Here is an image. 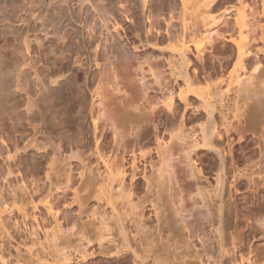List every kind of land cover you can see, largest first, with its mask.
Listing matches in <instances>:
<instances>
[{
	"label": "rangeland",
	"instance_id": "1",
	"mask_svg": "<svg viewBox=\"0 0 264 264\" xmlns=\"http://www.w3.org/2000/svg\"><path fill=\"white\" fill-rule=\"evenodd\" d=\"M238 1L213 0L210 3L213 7L211 15H214L217 21L224 16V19L218 23L219 30L223 29L222 32L227 33L224 32V36L233 32L235 6ZM104 8L108 9L109 13L111 12L108 15L110 19L105 18ZM182 9L180 0H0V264H57L56 249L58 246L56 245L62 242H68L71 247L73 245L69 249L68 257L70 258L66 264L156 263L153 261V250H148L152 247L146 248V242L149 244L151 240L150 236L146 235L149 241H145L147 240L145 234L141 235L137 230L141 228V233L144 232L143 230L147 233V226L143 229L139 225L136 226L137 223L134 224V221L137 222L138 219L140 221L144 217L142 219L144 222L146 220L148 228L156 225L154 207L151 203V199L154 201V196L146 194L142 174L145 170L146 173L150 172L148 163L150 159L156 161L157 157L155 153H152L151 156L143 158L139 155L140 150L138 149L136 154H133L136 143L134 136L126 132L128 128H125V123L118 114V111L122 110H118L121 99H117L118 94L114 93L111 87L102 84V81L110 74L107 68L109 64L105 67L110 62L105 50L109 44L121 42L130 52V63H137L136 58L139 56L141 61L148 60L149 56L153 58L151 59L153 61H158L154 59L160 60L161 56H168L173 50L172 47L178 44L179 36H182L186 27L190 26L189 17L183 14ZM114 18L117 19L114 20ZM167 21L174 23L172 26L174 30L171 31L176 34L172 36L176 35L178 39L166 34ZM221 38L213 42V49L208 42L203 44L202 52L205 57L202 63H205L209 70L204 73L199 69V79L196 84L207 90L212 84L221 82L222 96L213 98L216 112L213 118L219 130L224 132L223 127H220L223 126L224 121H226L224 122L226 129L231 123V130L236 127L238 121L239 124L245 123L243 129L245 137L232 143L235 147L234 155H232L237 160L236 171H231L228 175L229 180L227 179L230 183L235 173L237 179L241 181L238 184L240 192H236L235 186H228L226 182L225 193L226 195L231 194L232 201L246 213L256 216L251 224L246 223L245 218H241L243 221L241 229H244L245 236L238 243L236 252L238 259L240 260V255L247 258L253 252L256 256L255 264H264V196L254 203L244 201L246 194L244 187L247 181H250V184L258 191L264 193V114H262L264 112L260 111V106L261 118L255 119L252 116L253 119L250 115L254 107L258 108L260 104L264 110V104H262L264 103V85L255 77L258 76L260 70L255 72V76L253 74L256 78H253V82L250 80L249 83L246 82L247 84L241 86L236 83L231 86L227 85L230 72L236 68V47ZM190 51L189 68L191 70L195 66L200 68L201 61L199 62L196 58L195 48L192 47ZM251 67L246 71L247 75L252 74L253 68ZM22 70H25V73ZM239 72L243 73V70ZM129 80L133 82L130 77ZM250 82L256 84L253 85ZM171 83L172 87H175H173L174 91L186 88L180 80ZM148 85L153 87L148 89L150 92L146 90L150 95L159 92L160 89H156L159 86L156 84ZM239 88L241 90L251 88L254 92L259 91L257 94L260 95H255V97L254 94H249L250 89L248 94L246 91L248 95L246 97L245 91H240ZM97 90L105 95L104 105H100L97 100ZM139 90L142 89L135 88L136 92L133 94H137L136 96L127 95L122 97V100L126 101L129 98L131 100L135 97L140 99V104L144 107L145 93L144 90L141 92ZM191 101L193 105L184 112V105L177 100L180 109L177 112L179 113L177 122L175 121L176 123L180 122L179 120L183 121L185 125H183V131L189 146L193 145L196 139H201L202 128L208 119L205 112L199 110L200 108H195L194 104L197 105V101L193 99ZM236 103L240 110L246 105L245 115L242 111L236 110ZM250 106L251 109H249ZM100 108L103 112L105 111V116L103 115L97 128L94 129L93 120L98 116ZM235 110L242 115L235 118ZM119 113L121 114L122 111ZM110 114H118L121 118L120 120L117 116H112L116 128L122 131L119 133L125 135L123 144L126 146L122 147L117 144L113 136V127H104ZM118 119L121 122L117 121ZM165 122L159 124L157 129L147 128L145 134L148 137L146 136V140L142 141L141 146L143 143L145 147L152 146L156 132L167 137L172 128L165 126ZM120 126L125 128V131L119 128ZM224 133L225 135L221 134L223 135L221 138H216L218 146L230 145L227 144L229 142L225 138L227 132ZM115 155L123 158L128 173H131L134 162L138 169H136L137 178L133 182L134 184L136 182L135 186L133 185L134 191L130 193V198L135 204L137 203L136 207L132 205L133 209L129 207L132 203H128L129 206L125 205L124 198L117 197L109 205L103 197L94 196L96 194L92 188L93 180H90L91 178L84 169V162L82 163L85 161L90 168L96 170L101 167L103 159L110 160ZM232 155L228 154V158L230 159ZM195 158L198 159L203 171L200 181L204 186L210 185L209 187L214 188L216 185L214 177L218 171L220 157L209 153L207 149H202ZM68 176L73 181L69 182V185L66 178ZM206 178L210 183L206 181ZM130 181V177L127 176V184L131 183ZM76 186H80V194L77 197L74 194ZM50 188L61 210L58 219L55 218V220L48 212L44 200ZM195 192L193 201L188 199L187 202L190 205V213L193 215L196 213L190 218L195 220V224L196 222L198 224V220L206 224V220H201V215L197 214L201 202ZM122 201L125 206H122ZM114 205L122 211L118 209L122 214V216L119 214L122 217L121 220H119L121 217H118L119 219L115 217L117 213L113 212L114 214L110 215V210ZM95 209L99 214L104 215L105 212L104 216L110 215L107 216V227H103L100 222L101 215H98L96 211L97 216ZM138 213L142 215L139 216ZM166 214L167 209L162 218L165 223L170 219ZM193 217L198 220L196 221ZM56 219L62 225L63 232L53 233ZM232 220L235 221L236 218ZM165 223L162 225L163 229ZM120 224L126 229L124 230L126 235L128 234L131 249L134 251L123 246ZM205 224L203 226L208 228ZM140 238H143L142 241L145 242H142ZM176 238L179 239L180 236ZM194 238L189 243L190 253L196 251L195 247L200 249V243ZM144 243L146 246L143 245ZM181 243L184 244L182 241ZM165 244L167 245V242L165 243L164 240L161 246H164L165 250L162 248L161 252H163L162 258H166L159 264H173V262L177 264L180 261V255H184L183 252L188 248L187 244L185 249L182 246V248L179 247V242L178 248L183 252L177 250L180 253L178 256L176 252H172L174 245L168 247L169 245ZM149 245H152V242ZM165 247H168L171 253ZM192 258H188L189 262L198 264V261H195V258L193 261ZM244 263L248 264L245 258Z\"/></svg>",
	"mask_w": 264,
	"mask_h": 264
},
{
	"label": "bare ground",
	"instance_id": "2",
	"mask_svg": "<svg viewBox=\"0 0 264 264\" xmlns=\"http://www.w3.org/2000/svg\"><path fill=\"white\" fill-rule=\"evenodd\" d=\"M180 2L183 8L182 9L183 14L185 13L186 15H188L187 18L189 17L188 20L190 21V26L186 27L185 31H183L184 32L183 35L179 36V40H177L178 37L176 35L172 36L173 32L171 31L172 29L174 30V27L172 28V26H174V23L167 21L168 24L166 25L167 28L165 30L166 34L168 36H172V38L177 37L176 40L178 41V44L176 43L177 45H175V47L174 46L172 47L173 48V50H171L172 52L168 48L169 52H171L168 56H161L162 58L160 57L161 58L160 60L154 59L158 61L151 60L153 59L151 58V56H149L150 58L148 57V60L146 59L145 61L143 60L141 61L140 56H139L136 58L137 63H130L129 62L130 52L127 50L125 45L121 44V42H118V43L113 42L115 44L113 43H112L113 45L109 44L108 45L109 47L106 48L107 51L104 49L105 52H107L106 54L109 55L108 57L110 59V62L108 61L109 63L105 65L106 67L109 64L107 68L110 70L109 71L110 74H108L109 76H106L107 78L102 81L103 83L102 82L101 83L105 86L111 87V90L114 93L118 94L119 98L117 97L116 98L118 100L121 99L120 106L123 105V107L119 106L118 110L122 109V110H119V111H122V113L120 114L118 111V114H119V117L122 118V121L125 123L124 125L125 128L126 127L128 128L126 132H128L129 135L134 136V140L136 143L134 144L133 154L135 155L138 149L140 150V153L138 152L139 155H141V157L143 158L146 156H151L152 153H155V156L157 157L156 161L152 159H150V162L148 161L149 162L148 164L150 166V169H149L150 172L148 171L149 173H146V170H145L143 171V174H142V178L144 179L145 181L144 184L146 186L145 190L148 192L147 193L145 191L146 194L154 196L153 197L154 201L153 199H151L152 200L151 203H152V206L154 207L153 209L155 212L156 225L155 226L153 225L154 227L150 226L148 228V225H146L145 223L146 220L144 222L142 219L144 217H142L140 221L138 219L139 223L141 224H139L138 221L137 222L134 221V224L137 223L136 226L139 225V227H143V229H145L146 228L145 226H147L146 229L148 230L150 235L147 234L148 233L147 230H146L147 233H145V230H143L144 231L142 232L143 234L141 233L142 231L141 228H137V230L140 231L138 233H140L141 235L145 234V236L146 235L150 236V239H151L150 241L152 242V245H149L151 242L148 240L149 237L147 236H146L147 240L145 241H149V244L148 242H146L147 246L145 245L146 243H144L143 245H145L146 248L148 246L152 247V249L148 247L150 248L148 250H151V251L153 250V254H154L153 261H155L156 263L158 262L157 264L161 263L162 260L164 262L165 261L164 259L166 258V257L164 259L162 258L163 252H161L162 248L164 249V246L163 247L161 246V243L164 244V240H165V243L167 242V245H169L168 247H172L174 245V249H173L174 251L172 252H176L178 256L180 254L178 251L180 250L177 244H179L180 242L179 247L182 246L184 247V249L187 247L186 244L188 245L189 249L186 248L185 250L187 254H185V252L181 250L184 253V255H180L181 256L180 261H178L177 264H179V262L180 264H191V263L193 264V262H189L190 259H188L192 257L196 259L195 261H198V264H245L244 258L247 259L248 264H255L256 256L253 252L252 254L249 252L251 256H249L250 255L249 254L247 258L239 254L240 260L238 259L236 252L238 249L239 240L243 239L242 237L245 236L243 232L244 229H241L242 227L241 225L243 223L241 218L242 217L243 219L245 218V222L251 224L253 223V219L254 218L256 219V216H254L251 213L250 214L246 213L244 210H242L239 207V205L235 204L232 201L233 196L231 194L226 195L225 193L228 175L231 171L232 172L236 171L237 160L235 159V157H233L235 147L232 146V143L234 141L236 142L237 140L245 137V133H244L245 131L243 130L245 123L242 122L239 124V121H238L236 123L237 124L236 127L235 125L232 124L236 128V130H234L235 128L234 129L232 128L233 130H231L230 128L231 123L226 129L225 124H224V122L226 121L223 120L224 121L223 126L222 125L221 126L218 125V126L223 127L222 129H224V132L225 131L227 132V135L225 138L229 142L227 144L228 145L230 144V145L229 146H218L216 142V138H221V136H223L221 134L225 135V133L221 129L219 130V128L217 127V124L214 122L215 118L213 117H214V112H215V108H214L215 105L213 104L214 102L213 98H219L218 96H222L223 89L220 85L221 82H216L212 84V86L209 87L207 90L203 89L202 87L201 88L198 87L196 82H198L197 80L199 79V69L203 71L204 73H207V71L209 70V67L205 63H202V60L205 57L203 55L204 53L202 52L203 44L205 42L206 43L208 42L210 44V47H212L213 49V42L216 41L219 37H222L223 38V39L221 38L222 40L231 42L236 47V62H235L236 68L234 69V71L230 72V77L227 82L228 83L227 85L231 86L233 83H236L241 86L243 84L249 83L250 80H252L253 82V78L254 79L257 78V81L258 82L260 81V83L261 84L263 83L262 85H264V0H239L238 4H236L235 6L233 32L231 31L230 32L231 34L229 33L226 36H224L225 34L223 35L225 31L222 32L223 29L219 30L218 28V23L221 22L220 21L221 19H224V16L222 15L223 16L222 17L220 15L222 18L219 21H217L216 20L217 18H215L214 15H211L212 14L211 11L213 10L212 9L213 7H211L210 3L213 2V0H180ZM104 13H105L104 15L105 18L110 19L108 15L111 12L109 13V10L104 8ZM180 14L181 13L179 12V15ZM109 19L107 20L109 21ZM115 19L117 18H114V20ZM210 19L212 21H210ZM174 34L176 33L174 32ZM172 38H169V39H172ZM192 47L195 48V55L198 61L199 62L201 61L200 62L201 66L200 68L195 66L191 70L189 68L190 66L189 63L191 62V60L188 55H189V52H191L190 50ZM120 58L123 60V61L121 60L123 65L121 64V61L118 60ZM157 58H158V55H157ZM117 60L119 61V63L117 62ZM102 66L104 67V65ZM249 67L253 68V70H252V74L250 73L247 75L246 71L249 69ZM240 70H243V73H240L239 72ZM257 70L258 71L260 70L259 71L260 73L258 74V76L257 75L255 76V72ZM22 72L25 73V70H22ZM253 74L256 78L253 76ZM208 75H210V73H208ZM129 77L130 79L133 80V82H130ZM178 80L182 81V83L184 84L186 88H180L178 91H174L175 87L174 86H173L174 88L172 87L173 84L171 82L172 81L176 82ZM148 84H153V85L156 84L157 86H159V88H156V89H160L159 92H155V94L153 95L151 93L152 95L151 96L150 93H148L146 90H148L149 88H153V87L152 85H148ZM252 84L255 85L256 83H252ZM135 88L137 89L141 88L142 90H144V93H145L144 97L146 99L144 107H142V104H140V99H136L135 97H133L134 100L132 98L130 100V98L128 97L129 99H127L128 101L126 100L127 102L122 100V97H126L127 95L136 96L137 94L135 95L133 94L136 92ZM250 89L245 88L242 90L245 91V94L247 91V94H248V91ZM242 90L240 89V91ZM253 90L251 89L249 91V94L252 93V95L254 94V96L260 95V94H257L259 93L258 89L256 90L258 92H254ZM97 93L98 94L96 95H97V100L99 104L104 105L103 100H104L105 95H103V93L100 90H97ZM247 94H246V97L248 96ZM191 99L197 101V105L194 104L195 108H198V109L200 108L199 110L205 112L207 114L208 119H207L206 125H204L202 128L201 139L200 140L196 139L195 143L189 146L186 141V137L183 131V127L185 125L183 124V121L181 120H179L180 122L176 123L177 122L176 119H178L177 114L179 113L177 112L180 109L179 103L184 105L185 107L184 112H186V109H189V107L193 105L192 103L193 101H191ZM177 100L179 101V103L177 102ZM238 103L235 104L236 110H239L240 112L242 111L243 114L246 113L244 111V108H246V105L244 104L245 107L244 108L241 107V110H240L238 109L240 108L237 105ZM251 106L249 109H251ZM260 106L262 108V105L260 104L258 108L254 107V109L252 110V113L250 111L251 118H253L252 116H254L255 119H257V117L258 119L261 118L262 115L260 113L264 112V110L263 108L261 109ZM259 108H260V111L262 110V112L259 111ZM236 110H235L236 113L234 117L238 118V116H241L242 114H238L237 113L238 111ZM99 112H98V116L95 117V119L93 120V125L95 126L94 129L97 128V125L99 124V121L103 118V115L105 116L104 114L105 111L103 112L101 108ZM118 114L117 115L110 114L111 116L107 117L108 121L105 123L104 127L109 128L110 126L114 128L113 136L117 140L116 141L118 142L117 144L123 147V146H126L123 144L124 143L123 138L125 135L123 136L122 133H119L122 131H118V128H116L115 123L113 122L114 121L113 117L114 116L118 117ZM121 118L119 119L121 120ZM119 119L117 121H119ZM164 121H166L165 126H168V127L171 126L170 128H172L168 136L167 137L161 136L156 132L155 141L153 143L154 146L152 145V146L145 147V145L143 146L144 143L141 146L142 141L146 140L145 138L148 137L145 134L146 133L145 130H148L147 128H150V127L152 128L154 127V129L155 128L157 129L158 128L157 126L163 123ZM119 128H122V127L120 126ZM125 128L124 129L122 128V129L125 131ZM221 131L223 133H221ZM202 149H207L209 153H213L215 154V156L217 155L221 159L219 162L220 164L218 166L219 168L217 167L218 171L216 172L215 177H214V182H216L215 183L216 185H214L216 187V188L214 187L215 189L213 187H209L210 185L204 186L202 184V181H200L202 179L203 171H202V168L200 167V163H198V159L195 158V156H197L198 152L201 151ZM76 154L78 155L79 153H76ZM225 154L227 156H225ZM228 154L230 155L233 154L232 157H230V159L228 158ZM80 160L82 161V157L80 158ZM83 162H84L83 164L84 169L86 170L89 177L91 178L90 180H93L92 183H94V186L92 187L93 191L96 194L94 196H97L98 198L103 197V199L107 200L109 205L110 203H113L115 201V198L121 197V198H124L123 201L124 203H126L125 205H127L128 203L130 204L132 203L131 205L128 204V206L130 205L129 207H131V209H133L132 205L133 206L135 205L136 207L137 203L135 204V202L130 198L131 197L130 193L134 191L133 185L135 186L136 184V182L135 184L133 182L137 178V173H136L137 168H136L135 162L133 163V167H132L133 169L131 173H128L126 166L123 162V158L117 155H115L114 158L112 159L110 158V160L103 159L100 164L101 167L96 168V170L90 168L85 161H82V163ZM144 167L146 169V166ZM100 169L102 170L101 172H100ZM82 175L84 174L82 173ZM70 176L66 177L67 184L72 181ZM127 176H129L131 180L130 181L131 183L129 184H127L126 182ZM116 177L118 179H116ZM206 181L208 182L207 178H206ZM232 181H229L230 183L227 182L228 186L229 185L235 186L234 187L235 191L240 192L238 184L241 181L237 179V177L235 176V173L232 175ZM246 183H247L245 185L246 187H244L246 191V194L244 197L245 203H248V202L254 203V201H257V199H259L261 196H264V193L258 191L254 186H252L250 184V181H247ZM56 190H60V189L56 188ZM79 190H80V186L78 187L76 186V188L74 189L75 197H77L80 194ZM52 192L53 191L50 188L47 195H45L44 200H45V204H46V208L48 212L51 214V216L54 217L53 219L55 220V218L58 217V214H60L61 210L58 205L59 203H56V201L54 200L55 197L52 194ZM194 192L196 193V196H198L199 202H201V206L200 205H199L200 207L198 206L200 209L198 208L199 211L197 210V214L201 215V218H202L201 220H204V219L206 220L205 222L208 225V228H206V226H203L205 224L203 223L204 221L201 222L200 220L193 217V219H196V221L198 220V224L196 222L197 224L196 225L195 220L194 221L191 220L192 216H195L196 213L194 215L190 213L191 211L190 205L187 202H188V199L192 200L195 198L194 197L195 195L193 196ZM229 192H230V189H229ZM146 194L145 196H147ZM123 201H122V204H123L122 206H125ZM115 205L112 206V210H110L111 211L110 215L114 212L115 214L117 213V215H115V217L117 216L116 218L121 217L122 211L120 210V208H116ZM166 209H167L168 217H170V219L164 217L166 218V220L168 219L167 223L163 222V219H162L163 216H165L163 215V213L166 212ZM96 211L97 209H95V214L97 215L98 211L97 212ZM107 214L108 213H106V215ZM140 214L142 215V213ZM140 214L138 213L139 216H141ZM98 215H101L100 222H102L101 224L103 225V227L104 226L107 227L106 225L107 223L106 221L108 220L107 216H110V215L104 216L105 212H104V215L102 213L99 214L98 212ZM233 216L236 218L235 221L232 220L234 218ZM57 219L53 227V233L64 231L62 225L59 223ZM121 219L122 217L119 220ZM199 221L201 222V225ZM163 223H165L164 229L162 228ZM232 223L234 224L232 225ZM121 227H122L121 234L123 237L122 240H124L123 246H125V248L129 247L131 249V244L129 243V240L127 237L128 234L126 235V232H125L126 229L124 228L123 225H121ZM232 228H233V231H232ZM179 236H180L179 239L176 238ZM142 237L144 238V236ZM193 237H195L196 240L200 243V249H198V247H195L197 248L196 251H194V253H192L193 251L190 253L189 243L193 241L192 240ZM180 240L184 242V244L181 243ZM145 241H142V242H145ZM170 241H172V243ZM169 242L171 244H169ZM176 245H177V248H175ZM56 246H58V248L56 249L57 250V254H56L57 264L59 263L66 264L70 258L68 257L69 251H70L69 249L72 248L73 245L71 247L68 244V242H62V244H59ZM75 250H76V247H75ZM167 251L170 252V249H167ZM166 255L168 256V254ZM152 259H153V256H152Z\"/></svg>",
	"mask_w": 264,
	"mask_h": 264
}]
</instances>
